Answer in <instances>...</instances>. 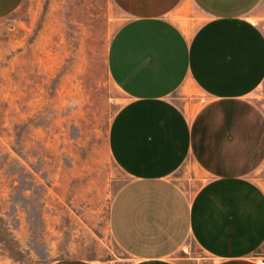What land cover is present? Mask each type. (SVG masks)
<instances>
[{
	"label": "crops",
	"instance_id": "0c3cea01",
	"mask_svg": "<svg viewBox=\"0 0 264 264\" xmlns=\"http://www.w3.org/2000/svg\"><path fill=\"white\" fill-rule=\"evenodd\" d=\"M23 1L0 0V19ZM111 1L126 21L109 42L107 71L126 101L108 150L128 177L109 210L113 241L129 264H203L175 259L187 241L207 264H259L264 106L254 93L264 84V0ZM179 90L189 93L185 106L172 99ZM187 164L189 182H199L191 191L175 179Z\"/></svg>",
	"mask_w": 264,
	"mask_h": 264
},
{
	"label": "rangeland",
	"instance_id": "374dc122",
	"mask_svg": "<svg viewBox=\"0 0 264 264\" xmlns=\"http://www.w3.org/2000/svg\"><path fill=\"white\" fill-rule=\"evenodd\" d=\"M125 21L111 0H24L0 19V264H129L109 230L128 177L111 159L108 131L126 97L106 64ZM187 96L172 99L185 106ZM254 98L264 106V84ZM194 175L187 164L175 179L191 191ZM254 178L264 188V165ZM191 258L208 261L187 241L175 259Z\"/></svg>",
	"mask_w": 264,
	"mask_h": 264
},
{
	"label": "built area",
	"instance_id": "2783aa9c",
	"mask_svg": "<svg viewBox=\"0 0 264 264\" xmlns=\"http://www.w3.org/2000/svg\"><path fill=\"white\" fill-rule=\"evenodd\" d=\"M259 264H264V254L259 257Z\"/></svg>",
	"mask_w": 264,
	"mask_h": 264
}]
</instances>
